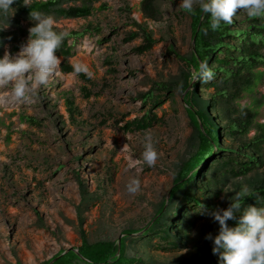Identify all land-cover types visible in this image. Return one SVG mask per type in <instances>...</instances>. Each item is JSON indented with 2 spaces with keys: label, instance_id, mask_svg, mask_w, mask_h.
Returning <instances> with one entry per match:
<instances>
[{
  "label": "rangeland",
  "instance_id": "1",
  "mask_svg": "<svg viewBox=\"0 0 264 264\" xmlns=\"http://www.w3.org/2000/svg\"><path fill=\"white\" fill-rule=\"evenodd\" d=\"M141 2L64 1L62 8L87 3L92 12L86 18L53 16L59 31L82 33L68 40L73 56L57 55L62 61L60 75L40 88L31 103L14 102L4 95L9 89H0V264H39L80 247L79 218L90 243L118 244L125 231L143 230L169 199L181 163L195 151L196 132L177 86L156 109L160 120L153 127L123 130L127 121L143 116L150 107L143 104L141 95L154 83L182 80L185 65L169 47L188 56L193 45L191 18L179 7L182 0H158L160 16L155 21L144 18ZM239 17L238 11L234 18ZM13 18L16 11L9 20L14 22ZM19 21L24 31L21 43L17 49L7 44L3 55L8 51L15 56L34 26L31 19L19 17ZM137 24L148 26L157 42L144 54L135 52L144 44ZM133 32L140 36L129 38ZM65 64L75 71L64 72ZM84 65L91 73L86 74L88 81L79 78L84 72L76 71ZM206 84L198 86L197 95L221 128L222 145L252 154L245 146L255 137L256 128L249 134L232 135L228 127L244 115L246 107L257 111L255 126L264 123V104L252 105L254 97L264 96V78L253 93L245 92L236 100L231 94L222 98ZM226 87L231 92V85ZM147 134L160 153L156 165L129 168L128 157L141 158ZM126 143L129 150L121 152ZM216 164L211 157L208 170L196 183L195 194L209 210L190 206L184 212L187 205L182 195L176 200L182 206L181 217L173 223L171 234L180 247L163 250L164 240L143 236L142 231L127 238L128 257L142 259L144 264H177L207 251L212 240L205 237L213 238L216 230L211 213L226 210L237 192L246 186L249 193L264 176L263 170L245 177L216 176ZM132 179L140 181L135 194L128 191Z\"/></svg>",
  "mask_w": 264,
  "mask_h": 264
},
{
  "label": "trees",
  "instance_id": "2",
  "mask_svg": "<svg viewBox=\"0 0 264 264\" xmlns=\"http://www.w3.org/2000/svg\"><path fill=\"white\" fill-rule=\"evenodd\" d=\"M64 1L70 0H31L30 3H27V0H16V3L12 5L16 11L14 22L8 20L11 19V13L7 17L0 14V27L7 21L11 25L10 30L0 31V58H2L3 49L7 44L10 43L16 49L18 48L24 36L19 17L25 20L30 19V11H40L46 15L70 19L86 18L92 12L87 3L81 7L62 8L61 4ZM140 10L144 18L151 21L157 20L160 16L158 0H142ZM183 11L191 18L192 51L188 56H181L176 53L173 46L169 47V52L175 54L185 65V70L182 71V80L180 82L154 83L148 92L141 95L143 104L150 105V107L145 110L143 116L127 121L123 126L125 132L150 129L160 120L156 109L166 103L167 97L165 96L172 95L174 87L180 88L187 115L196 132L198 145L190 157L181 163L174 178L169 199L162 202L154 219L143 230L134 233L132 230L125 231L124 237L121 238L120 248L116 242L111 241L90 243L83 228V220L79 218V235L82 244L80 247L74 248L78 249V253L70 250L58 258L64 250L39 264H50L56 258L58 260L53 264H144L142 259L127 256V238L132 234L144 231L143 236L153 235L164 240L166 246L161 247L163 250L179 248L178 241L171 234L173 223L181 217L182 206H178L176 200L179 195H182L187 205L184 212L190 206L201 207V204L205 206L204 209H210L208 204L203 203L196 196L195 190L197 179L208 170V160L211 157L217 161L214 167L216 176L221 174L222 176L245 177L256 170L264 172V123H258L255 126L257 111L249 107L243 108L244 115L232 121L228 127V131L232 135L249 134L251 129L256 128L255 137L245 146L246 149L250 148L253 153H242V149L225 148L221 143V128L209 113L208 107L203 105L197 95L198 86H201L203 81L199 78L196 83L193 81L199 73V65L207 63L215 75L206 86L215 88L222 98H228L231 94V98L236 100L241 98L245 92L253 93L264 78V70H260V68H264V17L252 18L245 11L239 10L241 14L239 19L233 18L231 25L222 22L221 27L213 31L210 27V16L202 13L198 7L194 14ZM137 25L144 44L138 47L135 52L144 54L150 51L157 42L153 39L152 33L148 31V26ZM55 30L60 32L57 28ZM140 33H130L129 38H136L140 36ZM78 35H82V33L69 35L56 55L64 58L73 56L74 52L72 46L68 44V40L77 39ZM214 65L216 66L214 67ZM62 69L66 73L75 71L69 64L63 65ZM79 78L83 81L89 80L84 73H79ZM219 83H223L224 87L220 88ZM226 85H231V92ZM261 98L254 97L252 105L262 106L264 96ZM84 200L85 192L83 191L82 201ZM241 204L243 207L249 205L258 208L264 207V176L254 183L248 194L242 197ZM227 224L229 227H235L237 221L229 220ZM218 234L219 224L216 222L215 234L207 251L195 259H185L177 264H222L219 255H214L212 252L213 240Z\"/></svg>",
  "mask_w": 264,
  "mask_h": 264
},
{
  "label": "clouds",
  "instance_id": "3",
  "mask_svg": "<svg viewBox=\"0 0 264 264\" xmlns=\"http://www.w3.org/2000/svg\"><path fill=\"white\" fill-rule=\"evenodd\" d=\"M14 3L16 0H0V14L7 17L12 13V17ZM179 7L189 14H194L198 7L202 13L210 16L213 31L218 30L222 22L231 25L239 10L245 11L252 18L264 17V0H182ZM30 19L34 26L28 29V39L21 45L20 51L15 56L5 51L3 58H0V89H9L4 95L19 103L33 102L37 91L47 87L53 77L60 75L62 61L56 53L69 36L66 31L55 30L57 22L51 15L30 11ZM8 27L10 25L7 21L0 27V31ZM76 71L91 75L86 65L77 67ZM214 75L207 63H201L193 81L199 78L206 84ZM143 149L140 159L128 157L129 168L144 164L151 168L156 165L160 153L150 134L144 137ZM128 150L126 143L121 152ZM139 189L140 181L132 179L128 191L135 194ZM248 191L245 186L232 197L226 210L211 213L214 221L219 224V234L213 240L212 252L219 255L222 264H264V207H243L241 199ZM201 207L204 209L205 206L201 204ZM229 220L237 221L236 226L229 227ZM205 238L213 239L211 234Z\"/></svg>",
  "mask_w": 264,
  "mask_h": 264
},
{
  "label": "water",
  "instance_id": "4",
  "mask_svg": "<svg viewBox=\"0 0 264 264\" xmlns=\"http://www.w3.org/2000/svg\"><path fill=\"white\" fill-rule=\"evenodd\" d=\"M120 242H121V239H119V243H118L119 248H120ZM70 250H74L75 252L78 253V249L70 248V249L65 250L58 258H60L61 256L67 254ZM58 258L54 259L50 264H53L55 261L58 260Z\"/></svg>",
  "mask_w": 264,
  "mask_h": 264
}]
</instances>
